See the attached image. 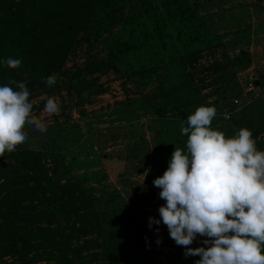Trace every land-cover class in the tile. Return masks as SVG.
<instances>
[{"label": "rangeland", "instance_id": "374dc122", "mask_svg": "<svg viewBox=\"0 0 264 264\" xmlns=\"http://www.w3.org/2000/svg\"><path fill=\"white\" fill-rule=\"evenodd\" d=\"M160 1L120 0L113 18L104 16L93 51L103 55L114 41L130 46L116 58V70L96 75L106 89L81 106L54 89L60 112L51 116L44 112L48 94L30 97L47 131L29 125L27 141L18 145L38 149L61 181L88 191L104 228L140 236L142 264H173L167 226H148L165 203L153 181L167 169L175 145L186 148L181 123L197 106L214 105L212 126L227 136L247 127L257 147L264 143V0H187L195 16L163 26V38L150 34L157 14L151 8L161 9ZM83 51L77 47L65 66L79 63ZM206 238L197 235L188 247H208ZM184 252L181 246V264L200 258Z\"/></svg>", "mask_w": 264, "mask_h": 264}, {"label": "trees", "instance_id": "16d2710c", "mask_svg": "<svg viewBox=\"0 0 264 264\" xmlns=\"http://www.w3.org/2000/svg\"><path fill=\"white\" fill-rule=\"evenodd\" d=\"M160 3L162 10L151 8L159 16L151 36L163 38V26L195 16L187 0ZM119 6L120 0H0V86L26 81L31 97L64 91L75 106L103 92L106 86L96 75L116 70V58L130 47L114 41L103 55L93 51L105 29L104 16L113 18ZM82 45L81 61L65 66ZM9 57L22 59L20 67H7L3 61ZM53 73L57 82L49 87L45 80ZM154 112L161 115L163 108ZM259 145L264 150V143ZM62 177L47 167L38 149L17 146L0 156V264H142V238L104 228L92 195ZM170 240L171 260L181 264V246Z\"/></svg>", "mask_w": 264, "mask_h": 264}, {"label": "clouds", "instance_id": "9594fccd", "mask_svg": "<svg viewBox=\"0 0 264 264\" xmlns=\"http://www.w3.org/2000/svg\"><path fill=\"white\" fill-rule=\"evenodd\" d=\"M3 63L17 69L22 59ZM57 78L50 74L45 84L51 87ZM30 97L26 81L0 86V156L27 141V126L47 131L45 120L33 115ZM44 112L59 114L57 97H47ZM217 114L214 105L202 104L181 123L186 148L175 145L167 169L153 181L165 203L160 219L149 217L148 226L162 221L186 257H200L195 264H264V150L247 127L232 136L214 128ZM197 235L207 237L203 244L209 246L188 247Z\"/></svg>", "mask_w": 264, "mask_h": 264}]
</instances>
